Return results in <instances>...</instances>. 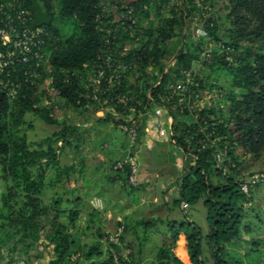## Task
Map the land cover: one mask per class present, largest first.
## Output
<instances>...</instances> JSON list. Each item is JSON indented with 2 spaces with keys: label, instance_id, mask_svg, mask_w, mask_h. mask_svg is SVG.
<instances>
[{
  "label": "trees",
  "instance_id": "1",
  "mask_svg": "<svg viewBox=\"0 0 264 264\" xmlns=\"http://www.w3.org/2000/svg\"><path fill=\"white\" fill-rule=\"evenodd\" d=\"M24 1L35 15L34 4L38 0ZM57 1L58 10L52 0L48 1V13L53 21L55 18L74 19L77 23L75 31L66 35L61 26L53 22L46 25L52 33L47 48L49 67L42 68L33 83L26 81L22 72L14 73L22 77L14 96L10 94L14 86L6 83V78L0 84V179L7 182L0 204V264L5 261L8 249L14 252L21 245L22 251L29 253L42 243L45 232L49 243L54 245V258L50 264H115L105 242L109 234L95 226V218L101 217L99 210H93L90 218L92 227H96V241L85 245L78 233L79 208L70 209L67 221L63 222L60 220L63 211L58 209L62 200L46 203L43 199L50 168L62 172L61 177L76 170L75 164L62 166L61 159L67 148L79 150L83 130L80 124L59 119L54 114V102L45 94L47 89H42L51 78L56 96L67 105L92 114L104 105L115 106L113 100L99 104L97 100L85 98L91 92L85 87L89 82L88 71L96 75L101 64L108 70L104 62L108 56L111 57V69L122 75L118 92L127 96L129 104L142 112L141 116L137 115L138 140L134 152L146 140V121L155 104L167 106L173 116L169 142L182 149L185 160L175 179L179 196L172 204H189L185 222L191 227L185 235L191 264H207L205 245L213 264L259 263L264 240L246 239L244 235H251L256 229L264 230V218L260 214L255 215L256 220L253 218L254 211L249 205L254 200V189L246 194L240 186L250 174L241 172L246 158L260 160L264 155V0H227L223 7L225 22L229 24L226 33H220V17L214 27L209 26V19L203 27L209 31L211 39L201 36L195 41L191 40L189 29L190 23L201 12L195 0H130L127 8L123 0H116L124 26L118 22L108 24V20L116 17L114 11H106L104 3L108 0ZM215 2L204 0L203 4H209L216 11ZM130 7L132 20L123 16H128ZM200 26L198 22L197 27ZM107 28H112L117 35L109 52L103 50ZM174 37H178V44L169 48L168 43ZM207 41L219 43L224 49L216 48L212 63L207 64L202 74L198 73L203 77L200 88L204 94L208 89L221 88L219 81L225 75L228 77L227 92L222 94L218 106L182 113L181 107L176 105L178 96L169 100L166 87L180 79L184 70L196 71L199 47ZM127 44L136 46L126 48ZM169 54L173 55L172 73L167 71L164 63ZM149 68L156 74H150ZM136 74H139L138 79L132 83L130 77ZM150 77L152 82L148 81ZM108 95H100V100L103 102ZM220 105L227 106V111ZM116 109L121 112L122 105H117ZM28 114L61 128L32 142L28 130L33 127V122L27 119ZM98 121H113L118 128L121 120L107 111ZM213 125L221 136L219 145L228 147L221 166L213 157L217 147L207 145L202 148L200 144L201 140L209 143L206 136ZM113 164V176H109L113 179L116 176L125 188L138 189L128 183L129 169L115 171ZM223 167L227 169L226 173ZM200 201L206 209L207 234L189 213V209ZM49 217L51 235L50 232L47 234L48 223L43 222ZM158 221L142 220L139 224L148 226ZM117 223L124 225L121 221ZM170 226L171 243L159 248L154 264H186L176 252L183 225L171 221ZM124 228L126 233L127 226ZM242 243L248 245L245 253L240 250ZM9 257L3 264L17 260L14 255L9 254ZM132 257L131 252L128 264H132Z\"/></svg>",
  "mask_w": 264,
  "mask_h": 264
},
{
  "label": "built area",
  "instance_id": "2",
  "mask_svg": "<svg viewBox=\"0 0 264 264\" xmlns=\"http://www.w3.org/2000/svg\"><path fill=\"white\" fill-rule=\"evenodd\" d=\"M115 1L116 0H113L112 2V5H114L113 10L111 8L108 9V4L104 3L107 12L112 10L116 14L113 20H108V24L118 22L124 26L125 22H123L118 15V6ZM123 1L124 7L127 8L130 0ZM203 1L204 0H195L196 5L201 9L199 16L195 18L197 21H200L202 25L197 28L198 35L199 37L202 36L211 39L209 31L204 28L203 25H205L207 20L211 19L209 26L214 27L219 14L214 11L209 4H203ZM128 11V16L124 14L123 16L128 20H132V8L130 7ZM35 15L26 7L24 0H0V84L4 83L6 78V83H11L14 86L10 92L12 96L17 93V87H20L22 83V77L14 73L22 72L23 78L25 77L26 81L29 80L33 83L35 82L34 78L39 75V71L44 67H49V52L47 48L52 40V33L46 28V25L31 28V25L35 21ZM117 30L118 28H116V31ZM105 32L103 50L109 52L117 35L112 28L105 29ZM216 48L222 51L224 46L219 43H214L213 41H207L206 44L201 45L198 51L199 58L196 61V71L190 69L184 70L180 79L170 82L166 87L169 100L173 99L174 96H178L176 105L181 107L180 110L182 113L185 110L194 113L200 112L205 107L214 106L213 104H215L216 100L213 98V95L210 94V91L207 90L205 94L202 93L200 87L203 77L199 76L198 73L202 74L204 70H206L207 64L212 63ZM226 59H230V57ZM104 62L108 65V70L101 64L95 72L96 75L93 74V71H88L89 82L86 83L85 87L90 89L91 92L87 93L85 98L88 100H97L99 104H108L109 100L115 101V106L106 105L105 109H100L112 112L117 120H121L118 128L127 134L129 141L124 150V157L117 159L112 168L115 171H124L128 168V183L132 186H138L140 184L139 164L137 162V152H134V147L138 140L137 126L139 119L137 115L141 116L142 112L137 109L136 106L129 104L127 96L118 92V89L121 87L122 75L116 70L111 69V57H106ZM23 68L25 69L22 70ZM14 75L16 77H14ZM52 82L53 80L50 78L44 85L50 94H54L55 92V88L51 85ZM105 93L109 95L113 94L114 96L112 95L110 98L108 95V97H104L102 102L100 100V95ZM117 105H122L121 112L116 109ZM97 111L100 110L98 109ZM196 116L198 117V113H196ZM172 123L173 116L170 109L165 105L155 104L152 111L148 114L146 121V136L155 141H170V137L172 136ZM214 125L206 136V139L210 140V144L206 140H201L200 144L202 148H205L207 145H211L215 148L217 147L213 153V157L221 166L228 154V147L226 145L223 147L219 145L221 136L220 133L215 130L216 128ZM154 146L153 144L149 148H153ZM172 149L179 170L181 171L185 160L183 151L174 142H172ZM222 170L224 173L227 172L225 167H223ZM262 182H264V171L253 172L241 183L240 188L244 193L248 194L252 188ZM172 184L170 185V192L172 194L175 193V196L178 197L179 189L175 183L174 185ZM95 205L97 207H102L101 200L98 199ZM182 208L188 209L189 204L183 202ZM124 233V226L117 225L115 230L109 234L108 239L105 241L107 250L114 258L115 264H128L130 262L131 250L123 240ZM11 264H26V262L25 260L17 259Z\"/></svg>",
  "mask_w": 264,
  "mask_h": 264
},
{
  "label": "rangeland",
  "instance_id": "3",
  "mask_svg": "<svg viewBox=\"0 0 264 264\" xmlns=\"http://www.w3.org/2000/svg\"><path fill=\"white\" fill-rule=\"evenodd\" d=\"M45 5L48 6V1L49 0H41ZM53 2V6L54 8H56V10H58L59 4L57 0H52ZM113 0H108L106 3L108 4L107 7H110L112 10L114 8V5H112ZM223 2H227V0H218L217 2V6L215 7L216 12L219 14L220 17V33L221 34H225L229 24H227L225 22V14L226 12L223 9ZM198 22L201 24L200 21L194 20L193 22L190 23V32L191 33V40H197L199 38L198 35V27L197 24ZM54 25H59L61 26V28L63 29L62 32L67 34H71L75 31L76 29V21L74 19H70V20H59L58 18H55V20L53 21ZM178 44V37H174L173 39L170 40V42L168 43L169 48L170 46H177ZM133 45L136 46V44H127L126 48H131ZM173 54V53H172ZM173 55L169 54L168 57H166V59L164 60V63L167 65V71L169 73L173 72L174 69V63H173V59H172ZM149 71L151 70V68L148 69ZM150 74H156L153 71H150ZM139 74L133 75L130 77V81L132 83H135L138 79ZM227 76L222 75L221 79L219 81V85L221 88H216V89H208L210 91V94L213 95V98L216 100L215 104H213L214 106H218L219 105V101L222 98V94H224L225 92H227V88H226V83L228 82L227 80ZM149 82H152V78H148ZM46 88L44 87L42 89L45 90ZM237 93L239 91H236ZM45 94L50 97V100H52L55 104V108H54V114L61 120H66L68 123L70 124H80L82 125V128L85 127L86 129L83 130V134L81 136V145L79 150L75 151L73 148L72 149H67L65 150V152L63 153V157L61 159L62 164H68L71 160H77V157L75 156V152L79 153V156L84 155L85 156V160H90L89 165L91 167H95V165L98 164L100 170L102 168L101 164H99L100 162L98 161L99 158H105V160L108 158L109 153L111 150L113 151V148L115 147L116 144H121V143H125V146L128 144V136L127 134L120 130L119 128H116L114 125L113 121H108V122H104V121H98V118H103L107 111L103 110L105 109L106 105H104L102 108L103 109H99L100 111H94L95 113L92 114V116L90 115L91 113H89V111H83L82 109H75L69 105H67V103L60 99L58 96H56V94H50L48 92V90L45 92ZM44 94V95H45ZM222 106V105H220ZM224 111H227V106H222ZM90 115V117L88 116ZM27 119L33 122V127L31 129L28 130V137L29 140L32 142H36L41 140L42 138L51 135L54 131H57L59 128H61V126L59 125H49L46 124L44 121H42L41 119L37 118L35 115L33 114H28L27 115ZM74 144H77V141L74 142ZM155 145L153 148H149L152 145ZM137 156H138V164H139V169H140V173L141 176L143 178H146L147 176L150 175V173L156 172L155 179L154 181L150 182L149 185H145L146 187H150L148 188L149 190L146 189H131L128 188L127 190L125 189H121V186H119V184L121 185V181L118 180L116 181L117 184L114 185L115 183L113 182H106L103 180V177H99L100 175L98 174H103V169L98 172V173H94L92 172L90 175V180H86L85 185L87 186V190H86V196L89 195L92 196L94 194L100 193V191L103 193V188L105 187L107 188H114V192L110 193V197L105 196L106 201L110 204H116L114 206H112L111 211L114 212V209L117 207L119 213H125V212H131L130 207L127 206L128 203L133 204V205H137V203H141L142 210L138 211V215H144L146 217H148L149 215H162L163 211H164V203L161 201V198H166L170 204L173 203V199L176 197L175 193H171L169 192L171 190V187L169 186L167 189H164L165 191L162 193L160 192V183H158L159 179H165L169 182H173L175 181V179L177 178V176L179 175V167L177 165V160H175V155L171 146V143L167 140L160 142V141H155L152 138H149L148 136H146V140L145 142H143L142 144L139 145V147H137ZM112 159V158H111ZM79 160V159H78ZM93 160V161H91ZM105 169V168H104ZM257 171H264V155L260 160H255L252 157H250V159L245 160V163L242 164L241 167V172L243 173V175L245 173H253V172H257ZM0 172H1V167H0ZM51 171L48 170V174ZM103 176V175H102ZM169 179V180H168ZM80 185L82 184V180L79 181ZM104 185V186H103ZM70 186V185H68ZM142 186V184H139L138 187ZM7 188V182L0 179V204H1V197L2 194L5 192ZM85 188V187H84ZM253 197L254 200L253 202L249 205L251 207V209L254 211L253 213V218H255V220L257 219L255 217L256 214H260L262 215V217L264 218V182H262L261 184H259L258 186H256L255 188H253ZM139 192V194H138ZM173 192V191H172ZM51 195L50 190H48L45 193V197H49ZM146 200L145 202H143V200ZM99 200H101V198L99 197ZM140 200V201H139ZM103 202V201H102ZM102 207H98L101 210V216L104 212V208H105V202H103ZM152 205H149L151 203ZM84 204H86V202H84ZM160 204V205H158ZM129 205V204H128ZM149 209H154L151 211H148ZM189 213L191 214V216H193V219L200 225L202 226L204 233L207 234L208 233V225H207V221H206V209L203 205V202L200 201L199 203L195 204L190 210ZM136 215V214H135ZM178 215V214H176ZM176 215H174L176 218H178ZM131 217H133V215H129L128 218H124L123 216H120L119 214H115L111 221H108L104 224V229L108 230L110 233L113 232L116 228V226L118 225L117 222L121 221L123 224L125 223H130ZM135 217V216H134ZM49 217L48 219H44V223H48L50 221ZM177 225H180V222L178 221L176 223ZM124 226V225H123ZM157 226H159V229L161 232H168V225H160L158 224ZM191 225H189L188 223L184 224V231H188L190 230ZM155 229L156 227H149L147 225H142L141 229H140V233L139 235L142 236V238L145 239L146 236L149 237H154L155 234ZM146 231V232H145ZM184 236V235H183ZM92 235H88L86 237V239L89 241V244H91L92 242ZM157 236H155L156 238ZM158 237H160L158 235ZM157 237V238H158ZM244 237L246 239H263L264 240V230H259L256 229V231H254L251 235H244ZM125 238V236H124ZM149 239V238H148ZM151 239V238H150ZM149 239V240H150ZM166 241H169V239L166 236ZM155 241H153L151 239V242L149 243L151 247H145L146 251H144V256L145 258L148 259V261L146 263H149L151 261V259L153 258V250L151 251L150 249H153L152 246H156L159 245L158 243H156ZM131 244V243H130ZM127 243V246L129 247V249L131 250V252L133 253V250L136 252V246H132ZM248 245H246L245 243H242V246L240 248V250L242 251V253H245L246 249H247ZM7 250V248H6ZM181 256L183 259H185V261L187 262V264H191L189 261V257L187 255L186 249L185 247H181ZM184 256V257H183ZM205 256L208 258L207 264H213V262L210 260V254H209V248L205 245ZM9 253H7V257L5 259L4 262H7L9 260ZM15 258L17 259H22L25 260L26 264H28L27 259L25 257H17L15 256ZM3 262V263H4ZM2 263V264H3ZM257 264H264V245L262 248V257L259 263Z\"/></svg>",
  "mask_w": 264,
  "mask_h": 264
},
{
  "label": "crops",
  "instance_id": "4",
  "mask_svg": "<svg viewBox=\"0 0 264 264\" xmlns=\"http://www.w3.org/2000/svg\"><path fill=\"white\" fill-rule=\"evenodd\" d=\"M217 2L218 0H216L215 2V7L217 6ZM226 4L227 2H223L222 5L225 6ZM90 115L88 116L90 117ZM84 129L86 128L83 127L82 130ZM67 149H72V148H67ZM74 150L77 151V149H74ZM124 150H125V143H121V144L119 143L115 145V147L113 148V151L111 150L110 152H108L109 156L106 160L105 158H101V157L99 158L98 160L100 162L99 164H101L102 166L101 170L103 169L104 172L103 174H98V175H100L99 177H103L104 181L106 180L107 182H113L115 183L114 185L117 184L116 182L118 181L117 177L115 176V179H113L112 177L113 172L111 171V164H113L117 159L124 157L125 155ZM74 154H75L74 157H77V160H71L68 164H62L61 162L62 166H68L72 164H75L77 166L76 170L73 173H71L69 176L61 177L60 175L62 172L57 173V170L53 168L49 169L51 172L48 174V177H47L48 184L43 192V199L46 203H50L53 200H60V199L62 200L58 209L63 211L62 215L60 216V220H62L63 222L67 221V214L70 209H73L76 206L77 208H79L80 217L78 220V230H79L78 233L80 235V241L82 244L91 245L96 241V238H97L96 237V227L98 226H100L103 229V231H105L107 234H110L108 230L104 229V224L108 221H111L112 217L115 214H119L120 216H123L124 218H128L129 215H133V217H131L132 221L130 223H126V224L124 223V225L127 226L124 242H126V244L131 243L130 245L136 246L137 253L135 254L133 250L132 264H154L157 261V254H158L159 248L165 244L169 245L171 243V233H172L171 226H170L171 221H175V223L179 221L180 224H182L183 226H182L180 240L178 241V244H177L176 252L181 257V259L187 264L185 259H183L181 256V247H185L187 255L189 257V261H190V255L187 249L186 235L183 229L184 224L186 223L185 222L186 221L185 212L187 209H183L182 205L174 206L173 204H170L166 198L165 199L161 198L162 199L161 201L164 203V211H163V214L160 216L159 215H149L148 217H146L144 215H138V211L142 210V207H140L141 206L140 202L137 203V205H133L130 203H128L129 205L127 204V206L130 207L131 212L127 211L125 213L123 212L119 213L118 211L120 210H118L117 207L114 209V212L113 211L110 212L112 206L116 204L114 203L112 205L108 203L105 199L106 198L105 196L110 197V193L114 192L113 190L114 188L109 187L106 189L105 187H102L103 193L100 191V193L94 194L92 196L89 195V198H88V195L86 196V193H85L87 190V186L85 185V182L86 180H90V177H91L90 174L92 172L98 173L101 170L98 164L95 165V167L93 168L89 165L90 160H83L85 158L84 155L79 156V153H76V152ZM248 159H250V156L247 157V160ZM109 175H112V176H109ZM154 175H156V172L152 171L149 176H147L146 178H143L141 176L140 169H139V180L142 186L138 187V190L142 188L143 189L147 188V190H149L148 188L150 187L149 186L146 187V186L149 185L150 182L154 181L155 179ZM80 180H82L83 185H80L79 183ZM158 183L161 184L160 192L163 193L165 191L164 189H167L173 182H169L165 179H159ZM174 183L172 185H174ZM119 186H121V189H125V190L128 189V188L123 187L122 184L121 185L119 184ZM48 190H50L51 195L49 197H45V193ZM99 197L101 198V202L102 201L105 202V208H104V212L102 216H101V210L95 205V202L99 199ZM145 201L146 200L144 199L143 202ZM84 202H86V204H84ZM149 205H152V203ZM93 210L94 211L99 210L100 216H101L100 219L95 218V222L97 223L95 225L96 226L95 228L92 227V222L90 220ZM151 210H154V209H149L148 211H151ZM174 215H176L178 218H176ZM154 219H157L159 221L155 224L148 225L150 227H154V228L156 227L154 237L146 236L145 239L142 238V236L139 235V233H140L141 226L145 224L140 225L139 222H141L142 220H154ZM158 224L168 225L169 226L167 230L168 232H161L159 229V226H157ZM49 228L50 226L48 223L46 225V230H47V234L48 232H50L49 234L51 235L52 233ZM45 234L46 232L42 235V238H41L42 243L34 246L29 251V253L27 254L24 253L22 251L21 245H19L14 252L12 249H8L7 253H9L10 255L17 256V257L18 256L25 257L27 259L28 264H50V261L54 258V245L52 243H49L48 239L45 237ZM88 235H92L91 244H89V241L86 239ZM158 235L160 237H158ZM155 236H157L158 238L157 237L155 238ZM166 236L169 239V241H166L165 239ZM148 238L149 239L151 238L153 241H155L159 245L155 243L156 246H152L153 249H150V250L151 251L153 250V253H154L153 258L151 259L149 263H146L148 259L145 258L144 251H146V248L148 246L151 247L149 244L151 242V239L149 240ZM172 264H175V263H172Z\"/></svg>",
  "mask_w": 264,
  "mask_h": 264
},
{
  "label": "water",
  "instance_id": "5",
  "mask_svg": "<svg viewBox=\"0 0 264 264\" xmlns=\"http://www.w3.org/2000/svg\"><path fill=\"white\" fill-rule=\"evenodd\" d=\"M34 9H35L36 15H35V21L31 25V28L35 26H41V25H50L52 23L53 17L42 9L40 3L38 2L35 3Z\"/></svg>",
  "mask_w": 264,
  "mask_h": 264
},
{
  "label": "flooded vegetation",
  "instance_id": "6",
  "mask_svg": "<svg viewBox=\"0 0 264 264\" xmlns=\"http://www.w3.org/2000/svg\"><path fill=\"white\" fill-rule=\"evenodd\" d=\"M36 3H37V2H36ZM38 3H40L42 9L48 13V6L45 5L41 0H38ZM52 22H53V20H52Z\"/></svg>",
  "mask_w": 264,
  "mask_h": 264
}]
</instances>
